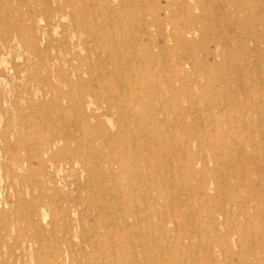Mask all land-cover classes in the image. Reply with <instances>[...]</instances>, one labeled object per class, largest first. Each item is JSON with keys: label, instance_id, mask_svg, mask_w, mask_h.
<instances>
[{"label": "rangeland", "instance_id": "374dc122", "mask_svg": "<svg viewBox=\"0 0 264 264\" xmlns=\"http://www.w3.org/2000/svg\"><path fill=\"white\" fill-rule=\"evenodd\" d=\"M66 1L0 0V264H87L84 254L102 264H263L264 0ZM187 30L193 35L178 38ZM130 66L145 84L136 85L139 100L121 105L113 94L129 90L119 84ZM91 99L99 105L89 119L81 107ZM52 139L61 142L43 153ZM109 156L117 159L111 166ZM20 158L29 159L23 168ZM127 210L134 213L125 218ZM216 210L223 215L210 219ZM148 215L156 225L141 233L137 219ZM160 216L172 232L161 233Z\"/></svg>", "mask_w": 264, "mask_h": 264}, {"label": "bare ground", "instance_id": "6f19581e", "mask_svg": "<svg viewBox=\"0 0 264 264\" xmlns=\"http://www.w3.org/2000/svg\"><path fill=\"white\" fill-rule=\"evenodd\" d=\"M25 1V0H24ZM66 1V0H65ZM78 1V0H77ZM96 1V0H95ZM138 1V0H137ZM57 2H58V0H57ZM67 2V1H66ZM65 2V3H66ZM79 2V1H78ZM99 2V1H98ZM109 2V0L107 1V3ZM130 2V1H129ZM129 2H128V4H129ZM143 2V1H142ZM14 3V2H13ZM18 3H20V2H18ZM64 3V2H63ZM73 3V2H72ZM120 3V2H119ZM43 4H44V2H43ZM83 4V3H82ZM93 4V3H92ZM159 4H160V2L159 1H157L156 2V4H155V6H159ZM10 5V4H9ZM18 5H20V4H18ZM49 6H50V4H48ZM75 5H77V4H75ZM240 5V4H239ZM8 6V5H7ZM103 6V5H102ZM144 6V5H143ZM170 5H167L166 7H169ZM11 7V6H10ZM21 7H22V5H21ZM92 7H93V5H92ZM113 7V6H112ZM159 7H161V6H159ZM182 7V6H181ZM12 8V7H11ZM82 8H84V7H82ZM102 8V7H101ZM110 8H111V6H110ZM115 8H117V7H115ZM164 7H161V9H163ZM5 9V8H4ZM15 9V8H14ZM21 9V8H20ZM37 9V8H36ZM77 9V8H76ZM80 8H78L77 10H79ZM93 9V8H92ZM104 9V8H103ZM150 9V8H149ZM258 9V8H257ZM8 10V9H7ZM65 10V6H64V4L63 5H61V4H59L57 7H56V9H55V12H56V14L57 15H59V17H63L64 18V15L67 13H65L64 14V11ZM81 10V9H80ZM97 10V9H96ZM101 10V9H100ZM110 10V9H109ZM115 10V9H114ZM127 10V9H126ZM136 10V9H135ZM184 10V9H183ZM90 11V10H89ZM107 11V10H106ZM6 12H8V11H6ZM79 12V11H78ZM98 12V11H97ZM117 12V11H116ZM33 13V12H32ZM47 13V12H46ZM45 13V14H46ZM74 13V12H73ZM77 13V12H76ZM99 13V12H98ZM43 14V13H42ZM78 14V13H77ZM81 14V13H80ZM79 14V15H80ZM113 14V13H112ZM112 14H111V16H112ZM117 14V13H116ZM123 14V13H122ZM13 15V14H12ZM74 15V14H73ZM83 15H85V13L83 14ZM95 16H96V14H94ZM19 16H21L20 14H19ZM48 16V15H47ZM46 16V17H47ZM74 16H76V15H74ZM88 16V15H87ZM105 16V15H104ZM116 16H118V15H116ZM72 17V19H73V16H71ZM82 17V16H81ZM99 17H100V14H99ZM115 17V16H114ZM121 17H122V15H121ZM1 18V17H0ZM27 18V17H26ZM53 17H51V19H52ZM62 18V19H63ZM77 18V17H76ZM80 18V17H79ZM86 18V17H85ZM91 18V17H90ZM262 17H260V19H261ZM47 19V18H46ZM92 19V18H91ZM94 19H96V18H94ZM113 19V18H112ZM150 19V18H149ZM257 19V18H256ZM15 20V19H14ZM88 20V19H87ZM90 20V19H89ZM108 20H111V17L108 19ZM114 20V19H113ZM126 20V19H125ZM177 20V19H176ZM3 21V20H2ZM17 21V20H16ZM95 21V20H94ZM107 21V20H106ZM135 21V20H134ZM201 21V20H200ZM250 21V20H249ZM15 22V21H14ZM96 22V21H95ZM133 22V21H132ZM97 23V22H96ZM110 23V22H109ZM113 23V22H112ZM176 23H178V22H176ZM185 23V22H184ZM16 24V23H15ZM30 24V23H29ZM63 24V23H62ZM76 24H77V22H76ZM133 24V23H132ZM171 24V23H170ZM202 24V23H201ZM220 24V23H219ZM140 25V24H139ZM35 26V25H34ZM76 26V25H75ZM82 26V25H81ZM86 26H88V28H90L89 27V25H86ZM92 26V25H91ZM111 26H112V24H111ZM132 26V25H131ZM220 26H221V24H220ZM224 26V25H223ZM7 27V26H6ZM52 27V26H51ZM77 27V26H76ZM83 27V26H82ZM95 27V26H94ZM176 27V26H175ZM3 28V27H2ZM33 29H35L36 27H32ZM78 28V27H77ZM76 28V29H77ZM86 28V27H85ZM100 28V27H99ZM105 28V27H104ZM112 28V27H111ZM254 28H256V26H254ZM37 29V28H36ZM92 29V28H91ZM64 30V29H63ZM62 30V31H63ZM89 30V29H88ZM108 30V29H107ZM140 30V29H139ZM223 30V29H222ZM237 30V29H236ZM50 30H48V32H49ZM65 31V30H64ZM79 31V30H78ZM77 31V32H78ZM90 31V30H89ZM102 31V30H101ZM125 31H126V29H125ZM163 31V30H162ZM225 31V30H224ZM224 31H223V33H224ZM92 32V31H91ZM95 32V31H94ZM133 32V31H132ZM166 32V31H165ZM124 33V32H123ZM128 33V32H127ZM150 33V32H149ZM152 33V32H151ZM159 33V32H158ZM157 33V34H158ZM177 33H179V35H178V38H181L182 40L183 39H185V38H189V36H191V35H193V33L190 31V30H187L186 32H182V31H179V32H177ZM208 33V32H207ZM3 34V33H2ZM1 34V35H2ZM95 34V33H94ZM160 34V33H159ZM126 35V34H125ZM135 35V34H134ZM63 36H65L66 37V35H63ZM136 36V35H135ZM1 37V36H0ZM53 37V36H52ZM87 37H89V36H87ZM102 37V36H101ZM149 37H150V35H149ZM155 37V36H154ZM4 38V37H3ZM96 38V37H95ZM261 38H263V37H261ZM17 39V38H16ZM64 39V38H63ZM170 39V38H169ZM239 39V38H238ZM51 40V39H50ZM179 40V39H178ZM240 40V39H239ZM238 40V41H239ZM5 41V40H4ZM18 41V40H17ZM53 41V40H52ZM52 41H50L51 43H52ZM89 41V40H88ZM96 41V40H95ZM116 41V40H115ZM21 43H22V41H20ZM65 42V41H64ZM69 42H70V40H69ZM87 42V41H86ZM141 42H142V40H141ZM153 42V41H152ZM59 43V42H58ZM88 43V42H87ZM87 43H86V47H87ZM112 43V42H111ZM192 43V42H191ZM18 44V43H17ZM27 44V43H26ZM46 44V43H45ZM57 44V43H56ZM158 44V43H157ZM232 44H234V43H232ZM249 44V43H248ZM68 45V44H67ZM93 45H94V43H93ZM152 45V44H151ZM154 45V44H153ZM53 46H55L54 44H53ZM71 46V45H70ZM69 46V47H70ZM100 46V45H99ZM114 46V45H113ZM193 46V45H192ZM36 47V46H35ZM100 47H102V46H100ZM156 48H157V46H155ZM178 47H179V45H178ZM190 47V46H189ZM225 47H227L226 45H225ZM232 48H233V46H231ZM55 48H56V46H55ZM116 48V47H115ZM136 48H137V46H136ZM239 48V47H238ZM58 49V48H57ZM88 49H89V47H88ZM94 49V48H93ZM105 49V48H104ZM160 49V48H159ZM239 49H241V48H239ZM42 50H44L43 48H42ZM50 50V49H49ZM59 50V49H58ZM148 50H149V48H148ZM187 50V49H186ZM189 50V49H188ZM232 51H233V49H231ZM101 51V50H100ZM119 51V50H118ZM117 51V52H118ZM231 51V52H232ZM237 51H239V50H237ZM3 52V51H2ZM41 52V51H40ZM51 52V51H50ZM70 52V51H69ZM83 52V51H82ZM94 52H95V50H94ZM153 52V51H152ZM158 52V51H157ZM161 52H162V50H161ZM27 53V52H26ZM43 53H44V51H43ZM90 53V52H89ZM121 53V52H120ZM184 53V52H183ZM222 53V52H221ZM10 54V53H9ZM51 54V53H50ZM70 54V53H69ZM84 54V53H83ZM156 54V53H155ZM239 54V53H238ZM251 54V53H250ZM60 55V54H59ZM99 55V54H98ZM113 55V54H112ZM138 55H139V53H138ZM176 55V54H175ZM186 55V54H185ZM196 55V54H195ZM233 55H235L234 53H233ZM1 56V55H0ZM44 56H45V54H44ZM88 56V55H87ZM118 56V55H117ZM162 56V55H161ZM245 56V55H244ZM34 57V56H33ZM42 57V56H41ZM90 57V56H89ZM96 57H97V55H96ZM237 57V56H236ZM102 58H103V56H102ZM121 58V57H120ZM60 59V58H59ZM90 59H91V57H90ZM235 59V58H234ZM248 59V58H247ZM44 60V59H43ZM55 60V59H54ZM53 60V61H54ZM193 60H195V59H193ZM198 60V59H197ZM7 60H5V62H6ZM146 61H147V59H146ZM157 61V60H156ZM242 61V60H241ZM240 61V62H241ZM253 61V60H252ZM70 62V61H69ZM81 62V61H80ZM141 62V61H140ZM154 62V61H153ZM215 62V61H214ZM251 62V61H250ZM74 63V62H73ZM108 63V62H107ZM117 63V62H116ZM116 63H114V64H116ZM144 63V62H143ZM142 63V64H143ZM165 63V62H164ZM174 63V62H173ZM246 63H247V60H246ZM6 64H8L7 62H6ZM92 64V63H91ZM103 64H104V62H103ZM140 64V63H139ZM161 64V63H160ZM238 64H239V62H238ZM243 64H244V62H243ZM5 65V64H4ZM46 65V64H45ZM54 65V64H53ZM80 65V64H79ZM141 65V64H140ZM249 65V64H248ZM260 65V64H259ZM92 66V65H91ZM144 66V65H143ZM240 66V65H239ZM253 66V65H252ZM8 67V66H7ZM61 67H62V65H61ZM79 67V66H78ZM77 67V68H78ZM93 67V66H92ZM107 67H108V65H107ZM166 67V66H165ZM181 67H183V69H190L191 68V64L188 62V61H185V62H183L182 64H181ZM216 67V66H215ZM6 68V67H5ZM27 68V67H26ZM35 68V67H34ZM39 68V67H38ZM53 68V67H52ZM113 68V67H112ZM208 68V67H207ZM109 69V68H108ZM130 69V70H129ZM129 69H127V71L126 72H128L127 74H128V79L129 80H127V78H126V80L125 81H122V82H120V84L119 85H127V86H130V88H129V90H127V92L125 91V92H123V93H118L117 95L114 93L113 94V100H114V102H120L121 103V105H123V104H131L132 102H135V101H137V100H139L140 98H141V96H140V94H141V92L139 91V89H137V87H136V85H143V80H144V78L142 77V71H141V73H138V70H136V68H134L133 66H132V68H131V66L129 67ZM50 70V69H49ZM64 70V69H63ZM118 70V69H117ZM136 71L138 74L137 75H135V76H132L131 74H130V71ZM167 70V69H166ZM244 70V69H243ZM249 70V69H248ZM28 71V70H27ZM35 71H36V69H35ZM59 71V70H58ZM69 71V70H68ZM168 71V70H167ZM210 71V70H209ZM241 71H242V69H241ZM240 71V72H241ZM25 72V71H24ZM82 72V71H81ZM93 72H95V71H93ZM149 72V71H148ZM152 72V71H151ZM23 73V72H22ZM26 73V72H25ZM42 73V72H41ZM78 73V72H77ZM87 73V72H86ZM89 73V72H88ZM153 73V72H152ZM200 73H202V72H200ZM252 73V72H251ZM33 74V73H32ZM35 74H36V72H35ZM48 74V73H47ZM67 74V73H66ZM66 74H64V77H66L65 75ZM76 74V73H75ZM97 74V73H96ZM122 74V73H121ZM124 74V73H123ZM136 74V73H135ZM253 74V73H252ZM77 75V74H76ZM80 75V74H79ZM85 75V74H84ZM89 75V74H88ZM104 74H102V76H103ZM115 75H117V74H115ZM119 75H120V73H119ZM200 75V74H199ZM262 75V74H261ZM81 76V75H80ZM86 76H87V74H86ZM156 76V75H155ZM197 76V75H196ZM251 76V75H250ZM18 77V76H17ZM21 77V76H20ZM69 77V76H68ZM84 77V76H83ZM83 77H82V79H83ZM248 77V76H247ZM52 78V77H51ZM76 78V77H75ZM120 78V77H119ZM192 78V77H191ZM261 78V77H260ZM41 79V78H40ZM68 79V78H67ZM100 79H101V77H100ZM1 80H3V79H1ZM123 80H124V78H123ZM210 80V79H209ZM5 81V80H4ZM48 81V80H47ZM62 81H63V79H62ZM90 81V80H89ZM262 81V80H261ZM81 82V81H80ZM158 82V81H157ZM36 83V82H35ZM67 83H68V81H67ZM93 83V82H92ZM205 83H206V80H205ZM43 84V83H42ZM62 84V83H61ZM66 84V83H65ZM84 84V83H83ZM144 84H145V82H144ZM153 84V83H152ZM157 84V83H156ZM195 84V83H194ZM201 84V83H200ZM8 85V84H7ZM36 85V84H35ZM86 85V84H85ZM89 85V84H88ZM163 85V84H162ZM197 85V84H196ZM211 85V84H210ZM7 87V86H6ZM39 87V86H38ZM69 87V86H68ZM90 87V86H89ZM121 87V86H120ZM80 88V87H79ZM84 88V87H83ZM262 88V87H261ZM28 89V88H27ZM91 89V88H90ZM214 89V88H213ZM29 90V89H28ZM81 90V89H80ZM95 90V89H94ZM101 90V89H100ZM210 90V89H209ZM41 91V90H40ZM85 91V90H84ZM88 91H89V89H88ZM201 91V90H200ZM30 92V91H29ZM69 92V91H68ZM47 93V92H46ZM193 93V92H192ZM52 94H54V93H52ZM9 95V94H8ZM20 95V94H19ZM69 95H70V93H69ZM95 95V94H94ZM94 95H93V97H94ZM116 95V96H115ZM161 95H163V94H161ZM220 95H221V93H220ZM226 95V94H225ZM257 95V94H256ZM36 96V95H35ZM85 96V95H84ZM195 96V95H194ZM216 96H217V93H216ZM239 96V95H238ZM110 97V96H109ZM215 97V96H214ZM24 98V97H23ZM37 98V97H36ZM163 98V97H162ZM186 98V97H185ZM38 99V98H37ZM164 99V98H163ZM239 99V98H238ZM241 99H242V97H241ZM75 100H77V99H75ZM92 100V99H91ZM94 100V99H93ZM90 101L89 103H87V102H85V103H83L82 104V107H81V111H82V113L84 114V116L85 117H87V118H91L92 117V115L90 114V109H91V107L92 106H95L96 107V105H99V103H95V101ZM217 100V99H216ZM256 100H257V97H256ZM261 100V99H260ZM23 101V100H22ZM197 101V100H196ZM212 101V100H211ZM5 102V101H4ZM65 102V101H64ZM112 102V101H111ZM208 102H209V100H208ZM238 102V101H237ZM258 102V101H257ZM2 103H3V101H2ZM10 103V102H9ZM23 103H25V102H23ZM138 103V102H137ZM106 104L107 105H109L110 103H107L106 102ZM144 104V103H143ZM196 104V103H195ZM199 104H200V102H199ZM206 103H204V105H205ZM228 104V103H227ZM55 105V104H54ZM136 105V104H135ZM203 105V104H202ZM208 105V104H207ZM263 105V104H262ZM19 106V105H18ZM72 106H73V104H72ZM141 106V105H140ZM219 106V105H218ZM225 106V105H224ZM61 107V106H60ZM109 107V106H108ZM121 107H124V106H121ZM147 107V106H146ZM203 107V106H202ZM205 107V106H204ZM1 108H3V107H1ZM64 108V107H63ZM207 108V107H206ZM257 108V107H256ZM19 109V108H18ZM73 109H75V108H73ZM97 109H98V107H97ZM109 109H110V107H109ZM148 109V108H147ZM196 109H197V107H196ZM208 109H209V107H208ZM69 109H67V111H68ZM149 110H151V109H149ZM167 110V109H166ZM191 111V110H190ZM227 111V110H226ZM148 112V111H147ZM197 112V111H196ZM79 113V112H78ZM81 113V112H80ZM153 113V112H152ZM190 113V112H189ZM199 113H200V111H199ZM63 114V113H62ZM74 114V113H73ZM156 114V113H155ZM21 115V114H20ZM154 115V114H153ZM161 115V114H160ZM70 116V115H69ZM164 116V115H163ZM176 116V115H175ZM190 116H192V115H190ZM237 116V115H236ZM240 116V115H239ZM11 117V116H10ZM118 117V116H117ZM122 117V116H121ZM156 117V116H155ZM154 117V118H155ZM31 118V117H30ZM63 118H65V117H63ZM78 118V117H77ZM119 118V117H118ZM157 118H160V117H156V119ZM165 118V117H164ZM3 119V118H2ZM68 119V118H67ZM73 119V118H72ZM107 119V118H106ZM109 120H111L110 118H108ZM115 119H117V118H115ZM136 119V118H135ZM260 119V118H259ZM41 120V119H40ZM108 120V121H109ZM120 120V119H119ZM159 120V119H158ZM243 120V119H242ZM55 121H57V120H55ZM59 121V120H58ZM107 121V122H108ZM27 122V121H26ZM32 122V121H31ZM65 122H66V120H65ZM80 122V121H79ZM119 122V121H118ZM124 122V121H123ZM149 122H151V119H150V121ZM158 122V121H157ZM162 122V121H161ZM178 122V121H177ZM176 122V123H177ZM188 122V121H187ZM260 122V121H259ZM2 123V122H1ZM111 123V122H110ZM155 123V122H154ZM153 123V124H154ZM245 123H247V122H245ZM27 124V123H26ZM69 124V123H68ZM166 125H168L167 123H165ZM213 124V123H212ZM216 124V123H215ZM260 124V123H259ZM58 125V124H57ZM56 125V126H57ZM184 124H182V126H183ZM258 125V124H257ZM64 126V125H63ZM111 126H112V123H111ZM174 126V125H173ZM182 126H181V128H182ZM201 126H202V124H201ZM237 126V125H236ZM37 127V126H36ZM91 127V126H90ZM104 127V126H103ZM109 127V126H108ZM135 127V126H134ZM163 127V126H162ZM167 127V126H166ZM165 127V128H166ZM216 127V126H215ZM18 128H20V127H18ZM28 128H30L29 127V125H28ZM74 128H75V126H74ZM83 128V127H82ZM138 128V127H137ZM164 128V129H165ZM203 128H204V125H203ZM231 128V127H230ZM262 128V127H261ZM57 129V128H56ZM84 129V128H83ZM162 129V128H161ZM264 129V128H263ZM26 130V129H25ZM72 130H73V128H72ZM76 130V129H75ZM166 130V129H165ZM207 130V129H206ZM228 130H230V129H228ZM169 131V130H168ZM220 131H221V129H220ZM252 131V130H251ZM59 132V131H58ZM7 133H9V132H7ZM48 133V132H47ZM94 133V132H93ZM92 133V134H93ZM132 133V132H131ZM149 133V132H148ZM169 133V132H168ZM204 134L206 133V132H203ZM180 134V133H179ZM197 134V133H196ZM26 135H29V134H26ZM168 135V134H167ZM219 135H221L223 138L221 139V141L219 142V144H220V146H222L223 144H224V140L226 139V135L227 134H224V132H220V134ZM260 135V134H259ZM262 135H263V133H262ZM94 136V135H93ZM136 136V135H135ZM202 136H205V135H202ZM201 136V137H202ZM238 136V135H237ZM244 136V135H243ZM28 137V136H27ZM78 137V136H77ZM133 137V136H132ZM137 137V136H136ZM227 137H229V135L227 136ZM231 137V136H230ZM10 138V137H9ZM117 138V137H116ZM206 138V137H205ZM247 138V137H246ZM264 138V137H263ZM38 139V138H37ZM106 139H107V137H106ZM112 139V138H111ZM133 139V138H132ZM212 139H216L215 137H210L209 138V140H212ZM28 140V139H27ZM53 140V139H52ZM98 140V139H97ZM105 140V139H104ZM119 140V139H118ZM187 140H189V138L187 139ZM199 140V139H198ZM205 140V139H204ZM203 140V141H204ZM227 140V139H226ZM235 140H236V138H235ZM264 140V139H263ZM24 141H26V139L24 140ZM120 141V140H119ZM134 141V140H133ZM165 141V140H164ZM228 141V140H227ZM227 141H225V143L227 142ZM231 141V140H230ZM22 142V141H21ZM32 142V141H31ZM59 142H61V141H59L58 139H54L53 141H51L50 143H46V148L43 150V153L44 152H46V153H48L49 151H51V150H53V148L54 147H56L57 145H59L58 143ZM98 142V141H97ZM113 142H115V141H113ZM121 142V141H120ZM124 142V141H123ZM122 142V143H123ZM126 142V141H125ZM235 142V141H234ZM237 142H239V141H237ZM3 143H4V141H3ZM6 143V142H5ZM101 143V142H100ZM115 143H118V142H115ZM178 143H180V142H178ZM186 143V142H185ZM208 143V142H207ZM88 144V143H87ZM120 144V143H119ZM124 144V143H123ZM135 144V143H134ZM148 144V143H147ZM204 144V143H203ZM71 145H73V144H71ZM107 145V144H106ZM121 145V144H120ZM132 145V144H131ZM239 145H241L242 146V144H239ZM244 145V144H243ZM2 146V145H1ZM4 146V145H3ZM15 146V145H14ZM35 146V145H34ZM123 146V145H122ZM27 147V146H26ZM30 147V146H29ZM28 147V149H30ZM66 147V146H65ZM112 147H115V146H112ZM107 148V147H106ZM106 148H105V150H106ZM109 148V147H108ZM107 148V149H108ZM21 149V148H20ZM184 149V148H183ZM201 149V148H200ZM241 149H243L242 147H241ZM245 149H246V147H245ZM31 150V149H30ZM109 150V149H108ZM195 150V149H194ZM220 150V149H219ZM256 150H257V148H256ZM1 151V150H0ZM19 151V150H18ZM186 150H184V152H185ZM198 151V150H197ZM209 150H207V152H208ZM222 151V150H221ZM220 151V152H221ZM262 151V150H261ZM100 152V151H99ZM242 152H243V150H242ZM82 153V152H81ZM191 153V152H190ZM236 153V152H235ZM12 154V153H11ZM79 154V153H78ZM104 154V153H103ZM108 154V153H107ZM134 154V153H133ZM184 154V153H183ZM207 154V153H206ZM2 155V154H1ZM28 155H29V153H28ZM46 156V155H45ZM209 156V155H208ZM31 157V156H30ZM33 157V156H32ZM105 157V156H104ZM136 157H137V155H136ZM185 157V156H184ZM205 157V156H204ZM1 158V157H0ZM134 158V157H133ZM144 158V157H143ZM189 158H191L190 156H189ZM200 158V157H199ZM67 158H65V159H63V161H61V162H59V164L58 163H56L55 164V166H56V168H61V163H68V160H66ZM86 159V158H85ZM141 159H142V157H141ZM145 159V158H144ZM201 159V158H200ZM10 160V159H9ZM104 160H105V163H107L108 165H113L114 164V161H112V160H117L116 159V157H107L106 159L104 158ZM153 160V159H152ZM28 161H29V159H24V158H20V159H18L17 161H16V165L19 167V168H23V167H25L27 164H28ZM66 161V162H65ZM144 161H146V160H144ZM259 161V160H258ZM261 162V161H260ZM83 164V163H82ZM137 164V163H136ZM214 164H215V162H214ZM88 164H86V166H87ZM121 165V164H120ZM126 165V164H125ZM125 165H121L120 167V169H123L122 170V172L124 173V174H127V172H128V169H129V166H125ZM168 165V164H167ZM175 165V164H174ZM191 165H193V164H191ZM211 165V164H210ZM181 166V165H180ZM48 167V166H47ZM1 168V167H0ZM53 168V167H52ZM173 168V167H172ZM245 168V167H244ZM6 169V168H5ZM178 169V168H177ZM213 169H215V168H213ZM198 170V169H197ZM9 171H11V170H9ZM86 171V170H85ZM114 171V170H113ZM146 171V170H145ZM195 171H196V169H195ZM169 172V171H168ZM178 172H179V170H178ZM2 173V172H1ZM10 173V172H9ZM36 173V172H35ZM16 174V173H15ZM31 174V173H30ZM142 174H143V172H142ZM142 174H138V176H143ZM183 174H184V172H183ZM223 174V173H222ZM4 175V174H3ZM81 175H83V174H81ZM99 175V174H98ZM123 175V174H122ZM149 176H150V174H148ZM182 175V174H181ZM245 175V174H244ZM264 175V174H263ZM2 176V175H1ZM35 176V175H34ZM104 176V175H103ZM243 176V175H242ZM258 176V175H257ZM11 177H13V176H11ZM59 177V176H58ZM76 177V176H75ZM118 177V176H117ZM122 176H120V178H121ZM186 177V176H185ZM263 176H261V178H262ZM54 178V177H53ZM84 178H86V177H84ZM97 178V177H96ZM210 178V177H209ZM0 179H1V177H0ZM39 179V178H38ZM87 179V178H86ZM85 179V180H86ZM103 179V178H102ZM247 179V178H246ZM252 179H255V178H251V180ZM18 180V179H17ZM103 180H105V179H103ZM111 180V179H110ZM208 180V179H207ZM214 180V179H213ZM244 180V179H243ZM250 180V181H251ZM200 181V180H199ZM258 181H260V178H259V180ZM12 182V181H11ZM39 182V181H38ZM252 182V181H251ZM25 183V182H24ZM119 183V182H118ZM183 183V182H182ZM207 183V182H206ZM240 183V182H239ZM242 183H244V182H242ZM254 183V182H253ZM13 184V183H12ZM31 184H32V182H31ZM117 184V183H116ZM178 184V183H177ZM211 184V183H210ZM14 185V184H13ZM93 185V184H92ZM104 185V184H103ZM204 185V184H203ZM245 185V184H244ZM99 186V185H98ZM197 186H198V184H197ZM240 186V185H239ZM242 186V185H241ZM240 186V187H241ZM106 187V186H105ZM180 187V186H179ZM207 187H209L208 185H207ZM239 187V188H240ZM9 188V187H8ZM93 188V187H92ZM108 188V187H107ZM230 188V187H229ZM252 188V187H251ZM11 189V188H10ZM179 189V188H178ZM190 189V188H189ZM209 189V188H208ZM228 189V188H227ZM237 189V188H236ZM256 189V188H255ZM263 189H264V187H263ZM51 190V189H50ZM89 190H90V188H89ZM88 190V191H89ZM195 190V189H194ZM244 190H245V188H244ZM261 190H262V188H261ZM96 191H98V190H96ZM191 191V190H190ZM101 192V191H100ZM206 191H204V193H205ZM243 191H241V193H242ZM8 193V192H7ZM55 193H57V192H54V194ZM61 193V192H60ZM179 193V192H178ZM178 193H176V194H178ZM234 193H236V192H234ZM234 193H232V194H234ZM53 194V193H52ZM79 194V193H78ZM165 195V194H164ZM169 195V194H168ZM195 195V194H194ZM218 195V194H217ZM216 195V196H217ZM230 195V194H229ZM252 195V194H251ZM250 195V196H251ZM255 195V194H254ZM254 195H252V196H254ZM20 196V195H19ZM79 196V195H78ZM82 196V195H81ZM135 196V195H134ZM152 195H150V197H151ZM176 196H178V195H176ZM184 196V195H183ZM214 196V195H213ZM244 196V195H243ZM243 196H241V197H243ZM251 196V197H252ZM169 197V196H168ZM234 197V196H233ZM237 197V196H236ZM236 197H234V198H236ZM4 198H5V196H4ZM3 198V199H4ZM74 198H76V197H74ZM156 198V197H155ZM17 199H18V197H17ZM54 199V198H53ZM79 199H80V197H79ZM82 199V198H81ZM113 199V198H112ZM138 199V198H137ZM144 199V198H143ZM206 199V198H205ZM227 199V198H226ZM243 199V198H242ZM250 199V198H249ZM25 200V199H24ZM85 200V199H84ZM159 200H160V198H159ZM183 200L185 201V199L183 198ZM199 200H200V198H199ZM198 200V201H199ZM59 201V200H58ZM66 201V200H65ZM95 201V200H94ZM146 201H148V200H146ZM145 201V202H146ZM154 201V200H153ZM187 201V200H186ZM190 201H192V199L190 200ZM207 201V200H206ZM231 201V200H230ZM239 201V200H238ZM243 201V200H242ZM90 202V201H89ZM96 202V201H95ZM121 202V201H120ZM119 202V203H120ZM144 202V203H145ZM200 202H202V201H200ZM240 202V201H239ZM255 202H257V201H255ZM23 203H25V201L23 202ZM38 203V202H37ZM54 203V202H53ZM137 203H139V202H137ZM147 203V202H146ZM152 203V202H151ZM155 203V202H154ZM166 203V202H165ZM204 203H205V201H204ZM237 204H240V203H237ZM242 204H244V203H242ZM1 205V204H0ZM6 205V204H5ZM42 205H43V203H42ZM52 205V204H51ZM70 205V204H69ZM87 205V204H86ZM106 205V204H105ZM122 205V204H121ZM142 205H145V204H142ZM183 205H185V203L184 204H182V207H183ZM187 205V204H186ZM232 205H234V204H232ZM256 205H259L258 203L257 204H255V206ZM263 206H264V204H262ZM34 206H36V205H34ZM126 206V205H125ZM146 206V205H145ZM150 206H152V205H150ZM169 206V205H168ZM167 206V207H168ZM171 206V205H170ZM225 206V205H224ZM53 207V206H52ZM59 207V206H58ZM176 207V206H175ZM211 207V206H210ZM233 207V206H232ZM235 207V206H234ZM243 207V206H242ZM35 208V207H34ZM42 208V207H41ZM225 209H226V206L224 207ZM31 209V208H30ZM43 209V208H42ZM90 209V208H89ZM149 209H150V207H149ZM169 209H170V207H169ZM172 209V208H171ZM216 209H218V211H219V209H222V207L221 208H219V207H217ZM231 209V208H230ZM237 209V208H236ZM241 209V208H240ZM262 209H263V207H262ZM19 210V209H18ZM27 210V209H26ZM33 210V209H32ZM108 210H109V208H108ZM174 210H176V209H174ZM254 210V209H253ZM52 211V210H51ZM71 211V210H70ZM110 211V210H109ZM167 211V210H166ZM172 211V210H171ZM217 210H216V213H218L219 215H218V217L215 215V214H213V213H211L210 211H209V213L207 212L206 214H207V216L210 218V219H212V220H216V219H220L221 218V216L223 215V213H224V211H222V212H218ZM261 211V210H260ZM259 211V212H260ZM11 212V211H10ZM53 212V211H52ZM60 212V211H59ZM118 212H120V211H118ZM122 212V211H121ZM168 212V211H167ZM170 212V211H169ZM213 212H214V209H213ZM32 213V212H31ZM132 213H134V212H130V210H127L126 211V215H124V217L125 218H127L129 215H131ZM165 213V212H164ZM164 213H163V215H164ZM204 213V212H203ZM6 214V213H5ZM39 214V213H38ZM108 214V213H107ZM123 214V213H122ZM239 214H241L240 212H239ZM262 214V213H261ZM25 216H26V214H24ZM44 215V214H43ZM85 215H86V213H85ZM97 215V214H96ZM173 215V214H172ZM178 215V214H177ZM190 215H191V213H190ZM231 215V214H230ZM236 215H237V213H236ZM244 215V214H243ZM252 215H253V213H252ZM31 216V215H30ZM38 216V215H37ZM46 216V214L44 215V217ZM48 216V215H47ZM77 216V215H76ZM120 216V215H119ZM121 216H123V215H121ZM142 216V215H141ZM149 216V215H148ZM174 216V215H173ZM192 216V215H191ZM229 216V215H228ZM237 216H240V215H237ZM8 217V216H7ZM123 217V218H124ZM147 217V216H146ZM165 217V216H164ZM28 218V217H27ZM30 218V217H29ZM34 218V217H33ZM39 218V217H38ZM49 218V217H48ZM140 218L141 217H139V219H137V222H138V226H139V228H142L141 229V233H143V231H145L144 229H145V227H146V230L148 231V227H150L151 229H153L154 227H153V224L155 223V222H153L151 219H150V216H149V218L147 219V221H145V219H144V221H142V220H140ZM187 218V217H186ZM190 218V217H189ZM194 218H195V216H194ZM240 218V217H239ZM244 218V217H243ZM11 218H9V220H10ZM45 219H47V217L45 218ZM70 219H72V218H70ZM101 219V218H100ZM105 219V218H104ZM191 219H193V218H191ZM201 219H203V218H201ZM237 219V218H236ZM28 220V219H27ZM30 220V219H29ZM99 220V219H98ZM166 220V219H165ZM176 220V216H175V218H174V221ZM181 220V219H180ZM189 219H187V221H188ZM204 220V219H203ZM206 220V219H205ZM208 220V219H207ZM230 220V219H229ZM241 220V219H240ZM245 220V219H244ZM259 220V219H258ZM2 221H4V220H2ZM45 221V220H44ZM124 221V220H123ZM194 221H195V219H194ZM193 221V222H194ZM199 221V220H198ZM230 221H234L233 219L232 220H230ZM42 222V221H41ZM203 222H205V221H203ZM213 222H215V221H213ZM2 223V222H1ZM28 223H30V222H28ZM55 223V222H54ZM70 223H72V221L70 222ZM95 223H96V220H95ZM106 223V222H105ZM111 223V222H110ZM156 223H158L157 225L158 226H161L160 228H162V230H161V233L162 232H166V230H167V232L168 231H170V232H172V230L173 229H171L168 225H167V223L165 222L164 223V218H163V216H160V220H158V222H156ZM175 223V222H174ZM196 223V222H195ZM210 223V222H209ZM240 223V222H239ZM250 223V222H249ZM262 223V222H261ZM9 224V223H8ZM81 224H83V223H81ZM143 224V225H142ZM194 224V223H193ZM196 224H198V223H196ZM201 224V223H200ZM231 224V223H230ZM246 224H247V222H246ZM260 224V223H259ZM6 225V224H5ZM37 225H38V223H37ZM70 225H72V224H70ZM119 225V224H118ZM154 225H156V224H154ZM182 225H183V223H182ZM182 225H180V227L182 226ZM232 225V224H231ZM241 225V224H240ZM248 225V224H247ZM246 225V226H247ZM250 225H251V223H250ZM35 226V225H34ZM67 226V225H66ZM105 226V225H104ZM188 226V225H187ZM190 226V225H189ZM212 226V225H211ZM244 226V225H243ZM253 226V225H252ZM2 227V226H1ZM36 227V226H35ZM34 227V228H35ZM68 227V226H67ZM120 227V226H119ZM153 227V228H152ZM193 227V226H192ZM199 227V226H198ZM215 227V226H214ZM231 227V226H230ZM4 228V227H3ZM29 228V227H28ZM44 228V227H43ZM76 228V227H75ZM114 228V227H113ZM112 228V229H113ZM181 228H183V227H181ZM186 228V227H185ZM243 228V227H242ZM248 228V227H247ZM252 228V227H251ZM2 229V228H1ZM36 229V228H35ZM41 229H42V227H41ZM55 229V228H54ZM79 229V228H78ZM123 229V228H122ZM196 229V228H195ZM214 229V228H213ZM219 229V228H218ZM244 229V228H243ZM258 229V231H260V232H263V228L260 226L259 228H257ZM40 230V229H39ZM47 230V229H46ZM130 230V229H129ZM175 230V229H174ZM183 230V229H182ZM199 230V229H198ZM252 230V229H251ZM254 230V229H253ZM44 231V230H43ZM230 231V230H229ZM249 231V230H248ZM2 232H3V230H2ZM98 232V231H97ZM104 232V231H103ZM108 232V231H107ZM111 232H112V230H111ZM133 232H137V229H136V231H133ZM181 232V231H180ZM184 232V231H183ZM182 232V233H183ZM185 232H186V230H185ZM211 232V231H210ZM251 232V231H250ZM250 232H249V234H250ZM66 234H67V232H65ZM137 233H139V232H137ZM175 233V232H174ZM191 233V232H190ZM21 234V233H20ZM98 234V233H97ZM113 234V233H112ZM121 234V233H120ZM132 234V233H131ZM154 234V233H153ZM186 234V233H185ZM220 235H221V233H219ZM231 234V233H230ZM253 234V233H252ZM6 235V234H5ZM4 235V236H5ZM82 235H84V234H82ZM104 235V234H103ZM174 235V234H173ZM194 235V234H193ZM218 235V234H217ZM0 236H2V234L0 235ZM99 236V235H98ZM118 236V235H117ZM186 236V235H185ZM219 236V235H218ZM256 236V235H255ZM263 236V239H264V234L262 235ZM61 237V236H60ZM59 237V238H60ZM104 237V236H103ZM111 237V236H110ZM182 237H183V235H182ZM187 237V236H186ZM190 237H191V235H190ZM251 237H253V236H251ZM5 238V237H4ZM109 238V237H108ZM112 238V237H111ZM132 238V237H131ZM141 238V237H140ZM156 238V237H155ZM169 238V237H168ZM174 238V237H173ZM177 238V237H176ZM227 238H228V236H227ZM233 238V237H232ZM3 238H1V240H2ZM56 239V238H55ZM106 239V238H105ZM182 239V238H181ZM191 239V238H190ZM262 239V238H261ZM7 240H8V238H7ZM50 240V239H49ZM77 240V239H76ZM100 240H102V238H100ZM115 240V239H114ZM219 240V239H218ZM238 240V239H237ZM257 240H258V238H257ZM97 241V240H96ZM96 241H94V242H96ZM106 241V240H105ZM105 241H103L102 243H107V242H105ZM170 241H173V240H170ZM223 241V240H222ZM256 241V240H255ZM5 242H6V240H5ZM39 242V241H38ZM93 242V241H92ZM181 242H182V240H181ZM214 242V241H213ZM242 242V241H241ZM250 242V241H249ZM252 242V241H251ZM259 242V241H258ZM45 242H43L42 243V245L44 244ZM56 243V242H55ZM72 243V242H71ZM99 243V242H98ZM177 243H178V241H177ZM194 243V242H193ZM220 243V242H219ZM240 243V242H239ZM264 243V242H263ZM14 244V243H13ZM48 244V243H47ZM171 244H172V242H171ZM178 244H180V243H178ZM261 244H262V242H261ZM49 245V244H48ZM176 245V244H175ZM197 245H199V244H197ZM223 245V244H222ZM225 245V244H224ZM242 245H244V244H242ZM247 245V244H246ZM12 246V245H11ZM131 246V245H130ZM226 246H228V244H226ZM240 246V245H239ZM238 246V247H239ZM251 246H252V244H251ZM2 247V246H1ZM42 247V246H41ZM45 247V246H44ZM180 247V246H179ZM183 247V246H182ZM249 247V246H248ZM259 247V246H258ZM47 248H49V247H47ZM80 248V247H79ZM116 248V247H115ZM188 248H190V247H188ZM192 248V247H191ZM226 248V247H225ZM242 248V247H241ZM241 248L239 249V250H241ZM253 248H255V247H253ZM14 249H16V248H14ZM13 249V250H14ZM50 249V248H49ZM179 249H181V248H179ZM201 249V248H200ZM212 249V248H211ZM210 249V250H211ZM229 249V248H228ZM11 250H12V248H11ZM191 250V249H190ZM253 250V249H252ZM251 250V251H252ZM256 250V249H255ZM15 251V250H14ZM44 251V250H43ZM132 251H133V248H132ZM192 251V250H191ZM191 251H190V253H191ZM205 251H206V249H205ZM211 251H213V250H211ZM244 251V250H243ZM263 251V250H262ZM76 252V251H75ZM151 251H149V253H150ZM201 252H203V251H201ZM231 252V251H230ZM236 252H238V251H236ZM242 252V251H241ZM248 252V251H247ZM252 252H254V251H252ZM256 252V251H255ZM254 252V253H255ZM14 253V252H13ZM82 253V252H81ZM205 253V252H204ZM203 253V254H204ZM228 253V252H227ZM88 254V253H87ZM133 254V253H132ZM144 254H145V252H144ZM189 254V253H188ZM230 254V253H229ZM233 254V253H232ZM15 255H17V254H15ZM45 255V254H44ZM76 255V254H75ZM253 255V254H252ZM260 255H262L261 253H260ZM62 256V255H61ZM68 256V255H67ZM150 256V255H149ZM241 256H242V253H241ZM254 256V255H253ZM94 257H96V256H94ZM129 257V256H128ZM225 257V256H224ZM247 257V256H246ZM264 257V256H263ZM16 258V257H15ZM32 258H33V256H32ZM82 258V257H81ZM81 258H79L80 260H81ZM244 258H245V256H244ZM243 258V259H244ZM257 258H259V257H257ZM84 260H85V262L87 263V264H102L101 262H99V260L97 261V258H93V257H90V256H85V254H84V258H83ZM115 259V258H114ZM190 259V258H189ZM188 259V260H189ZM197 259V258H196ZM32 260H34V259H32ZM54 260V259H53ZM103 260H105V259H103ZM203 260V259H202ZM206 260V259H205ZM263 260V259H262ZM124 261V260H123ZM134 261V260H133ZM196 261V260H195ZM46 262V261H45ZM175 262V261H174ZM173 262V263H174ZM192 262V261H191ZM204 262V261H203ZM209 262V261H208ZM216 262V261H215ZM251 262V261H250ZM11 263H13V262H11ZM80 263H82V262H80ZM110 263V262H109ZM116 263V262H115ZM204 263H206V262H204ZM210 263H211V261H210ZM255 263V262H254ZM10 264V263H9ZM33 264H34V261H33ZM123 264V263H122ZM158 264H160V263H158ZM180 264V263H179ZM207 264V263H206ZM244 264H245V262H244ZM249 264V263H248ZM264 264V263H263Z\"/></svg>", "mask_w": 264, "mask_h": 264}]
</instances>
